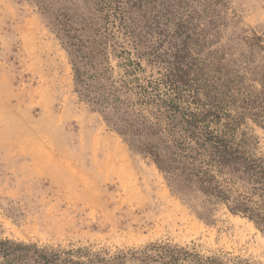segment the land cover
<instances>
[{"label": "rangeland", "instance_id": "374dc122", "mask_svg": "<svg viewBox=\"0 0 264 264\" xmlns=\"http://www.w3.org/2000/svg\"><path fill=\"white\" fill-rule=\"evenodd\" d=\"M46 1L84 8L83 0ZM36 2L0 0V238L109 252L170 242L227 264H264V231L194 187L174 189L75 90L67 53ZM120 2L131 35L116 33L143 68L137 76L156 77L183 48V78L233 96L218 124L264 161V112L243 101L264 97V0ZM122 60L110 55L113 77Z\"/></svg>", "mask_w": 264, "mask_h": 264}, {"label": "trees", "instance_id": "16d2710c", "mask_svg": "<svg viewBox=\"0 0 264 264\" xmlns=\"http://www.w3.org/2000/svg\"><path fill=\"white\" fill-rule=\"evenodd\" d=\"M84 8L37 0L38 11L65 49L75 90L105 112V119L135 150L148 156L176 190L194 187L209 200L221 201L234 214L264 231V161L253 158L231 138L229 124H218L225 103L214 84L196 87L183 78L182 49L164 60L156 77L137 76L140 62L130 58L116 32L128 30L120 0H83ZM110 55L124 57L113 77ZM203 90L202 98L200 91ZM188 91V93H185ZM244 98L264 112V97ZM256 113V114H258ZM221 123V122H220ZM218 124V125H217ZM227 264L195 245L155 242L142 248L109 252L91 247L61 248L0 238V264Z\"/></svg>", "mask_w": 264, "mask_h": 264}]
</instances>
